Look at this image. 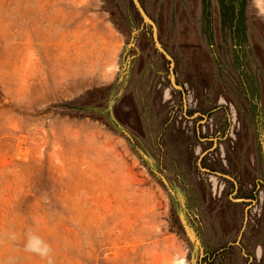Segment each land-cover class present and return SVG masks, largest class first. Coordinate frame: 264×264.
Here are the masks:
<instances>
[{
    "label": "rangeland",
    "instance_id": "374dc122",
    "mask_svg": "<svg viewBox=\"0 0 264 264\" xmlns=\"http://www.w3.org/2000/svg\"><path fill=\"white\" fill-rule=\"evenodd\" d=\"M223 1L138 0L168 60L133 0H0V264H264V0Z\"/></svg>",
    "mask_w": 264,
    "mask_h": 264
},
{
    "label": "water",
    "instance_id": "95a60500",
    "mask_svg": "<svg viewBox=\"0 0 264 264\" xmlns=\"http://www.w3.org/2000/svg\"><path fill=\"white\" fill-rule=\"evenodd\" d=\"M134 2V5H135V8L137 10V12L139 13V15L141 16L142 20L144 22H146L147 24H149L152 28V39L154 41V44L156 45L157 49L165 56V58H167L168 60H171L169 55L161 48V46L159 45L158 43V40H157V32H156V28H155V25L153 24V22L150 21V19L146 16V14L144 13V11L142 10L138 0H133ZM169 79H170V82L172 84V86L176 89H181L180 86H178L175 82V77H174V74L172 72V65H170V70H169ZM161 180L163 182V184L165 186H167V182L166 180L161 177Z\"/></svg>",
    "mask_w": 264,
    "mask_h": 264
},
{
    "label": "trees",
    "instance_id": "16d2710c",
    "mask_svg": "<svg viewBox=\"0 0 264 264\" xmlns=\"http://www.w3.org/2000/svg\"><path fill=\"white\" fill-rule=\"evenodd\" d=\"M219 1H221V0H219ZM240 3H242L241 5V7H240V10H241V17H242V7H243V0H240ZM231 6V4H229V3H227L226 2V0L225 1H223V2H220V12H221V16L223 17V20L225 19L224 17H225V15H226V13H227V11H228V8Z\"/></svg>",
    "mask_w": 264,
    "mask_h": 264
},
{
    "label": "clouds",
    "instance_id": "9594fccd",
    "mask_svg": "<svg viewBox=\"0 0 264 264\" xmlns=\"http://www.w3.org/2000/svg\"><path fill=\"white\" fill-rule=\"evenodd\" d=\"M32 242H34L35 244H37V245H40V244H42V241H40L38 238H36V237H32L31 238V241H30V246H31V243ZM46 247V246H45ZM34 250H39V249H34Z\"/></svg>",
    "mask_w": 264,
    "mask_h": 264
},
{
    "label": "bare ground",
    "instance_id": "6f19581e",
    "mask_svg": "<svg viewBox=\"0 0 264 264\" xmlns=\"http://www.w3.org/2000/svg\"><path fill=\"white\" fill-rule=\"evenodd\" d=\"M180 264H182V262H180Z\"/></svg>",
    "mask_w": 264,
    "mask_h": 264
},
{
    "label": "flooded vegetation",
    "instance_id": "af4514ba",
    "mask_svg": "<svg viewBox=\"0 0 264 264\" xmlns=\"http://www.w3.org/2000/svg\"><path fill=\"white\" fill-rule=\"evenodd\" d=\"M216 174V173H215Z\"/></svg>",
    "mask_w": 264,
    "mask_h": 264
}]
</instances>
